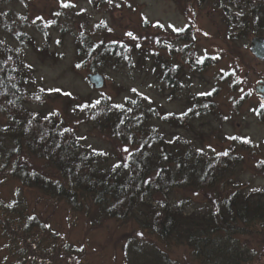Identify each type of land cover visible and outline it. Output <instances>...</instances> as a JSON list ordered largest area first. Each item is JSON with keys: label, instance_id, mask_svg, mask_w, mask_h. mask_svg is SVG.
<instances>
[{"label": "trees", "instance_id": "obj_1", "mask_svg": "<svg viewBox=\"0 0 264 264\" xmlns=\"http://www.w3.org/2000/svg\"><path fill=\"white\" fill-rule=\"evenodd\" d=\"M10 1L15 0H0V34H7L19 44L34 45L32 37L23 31L24 23L18 24L12 13L2 7ZM86 1L95 8L106 2ZM194 1L201 4L206 0ZM212 1L223 16L230 38L247 41L264 37V0ZM60 19L54 17L49 25L37 23L35 30L47 43L50 29L63 37L66 28L58 27ZM85 31L82 29L74 36L73 71L85 69L89 74H98L100 64L128 60L134 51L122 42H109L105 38L95 41ZM173 34L183 43L180 49L169 46L167 49L163 44L157 47L167 50L169 55L184 54V63L166 62L156 52L152 53L151 68L161 84L178 90L186 77L184 65L188 66L190 77H194L201 76L213 62L208 55L197 62L189 25ZM37 50L39 55L56 57L45 48ZM29 65L18 49L0 36V186L14 180L72 211H82L88 216L94 210L93 214H100L104 220L120 223L133 220L143 232L160 242L186 246L199 264H254L260 260V252L244 238L264 236V190L245 193L234 184L228 194L216 195L204 210L191 212L183 208L186 197H179L178 191L186 189L221 186L224 190L225 175L240 163V156L233 154L234 146L231 151L204 155L181 135L168 137L164 129L167 125L171 129L188 130L192 120L214 112L213 99L219 86L213 88L211 95L193 96L189 108L181 114L163 112L141 96L115 103L107 96L79 100L54 92L66 98L69 110L65 118L28 107L42 104L46 95L42 89L37 93L29 91ZM89 74L84 79L88 85ZM215 81L223 84L224 75ZM261 111L260 108L258 112ZM71 116H78V121L89 122L106 132L114 141L128 147L129 153L111 168H103L106 157L82 147L75 131L78 122H73L75 126L68 122ZM26 156L40 163L38 169L28 166ZM16 196L9 200L0 198V264L6 263L3 252L7 253L9 262L14 259L15 263L11 264H51L47 262L50 252L43 259L29 254L32 243H38L36 237L50 234L48 225L35 214H28L25 204ZM50 236L54 239L50 250H59L57 237L52 232ZM154 254L152 259L161 261L162 257Z\"/></svg>", "mask_w": 264, "mask_h": 264}, {"label": "rangeland", "instance_id": "obj_2", "mask_svg": "<svg viewBox=\"0 0 264 264\" xmlns=\"http://www.w3.org/2000/svg\"><path fill=\"white\" fill-rule=\"evenodd\" d=\"M64 2L72 6L62 7L61 0H15L2 5L4 10L12 13L18 24L24 23L23 31L34 42V45L19 44L7 34H0L30 64L29 91H45L44 102L29 105L31 110L65 117L69 110L66 98L54 94L63 92L79 100L107 96L115 103H122L127 97L141 96L163 112L181 114L189 108L193 96L202 93L206 96L217 85L220 90L213 99L214 112L192 120L188 130L171 129L167 125L164 129L168 137L181 135L194 150L204 155L231 151L234 146L233 154H238L241 160L225 175L224 190L217 186L213 189L178 191L179 197H186L183 208L189 212L204 210L216 195L228 194L234 184L245 193L264 190V168H259L264 166L261 164L264 161V109L258 112L262 103L255 92L260 83L264 84V61L255 59L249 52L251 39L245 41L229 37L223 16L214 1L206 0L198 4L194 0H113L111 4L105 2L99 8L86 0ZM117 4L120 7H116ZM57 16L61 17L58 27L64 25L66 28L65 35L61 37L60 33L50 29V41L47 43L35 26L37 23L49 25ZM188 25L193 32L192 43L197 60L208 55L213 65L201 76L194 77H190L188 66L184 65L186 77L178 90H171L161 84L154 74L152 53L157 52L169 63H184V54L169 55L167 50L157 46L163 44L167 49V46L180 49L178 47L183 43L175 39L173 28L182 30ZM82 29L95 41L105 38L109 42L129 44L134 49L128 60L100 64L101 72L97 73L104 77L100 89L91 87L84 80L90 72L72 70L75 62L74 36ZM128 32L135 38L126 35ZM37 48L55 53V59L39 55ZM221 75H224V83L217 84L215 78ZM77 117L67 118L68 122L72 126L73 122H78L75 131L84 149L106 157L103 168H111L126 157L128 147L114 141L89 122L78 121ZM243 139L250 140V143L242 142ZM24 159L29 162V167L38 169L40 166L34 158L26 156ZM15 192H18L17 196ZM18 195L26 206V212L35 214L48 225L50 231V234H43L46 237H36L38 243H32L29 254L43 259L50 252L47 262L51 264H150L147 262L152 261L156 264H199L186 246L160 242L143 232L133 220L120 223L104 220L100 214H93L94 210L90 216L82 211H72L62 203L48 200L39 191L20 186L14 180H7L0 186V198L9 200ZM91 222L94 224L91 225ZM51 232L58 239L59 250H50L54 247V244L51 245L54 240L50 238ZM244 239L260 252L261 258L254 264L263 263L264 236ZM126 244L127 248L124 247ZM154 253L162 257L161 261L152 259ZM2 255L6 256L5 264L15 263L14 259L9 262L6 252Z\"/></svg>", "mask_w": 264, "mask_h": 264}, {"label": "water", "instance_id": "obj_3", "mask_svg": "<svg viewBox=\"0 0 264 264\" xmlns=\"http://www.w3.org/2000/svg\"><path fill=\"white\" fill-rule=\"evenodd\" d=\"M249 52L259 61H264V37H253L249 42ZM87 80L95 89L102 88L104 77L100 74H89Z\"/></svg>", "mask_w": 264, "mask_h": 264}, {"label": "snow or ice", "instance_id": "obj_4", "mask_svg": "<svg viewBox=\"0 0 264 264\" xmlns=\"http://www.w3.org/2000/svg\"><path fill=\"white\" fill-rule=\"evenodd\" d=\"M90 2H91V0H90ZM106 2L109 3V4H111V3L113 2V0H106ZM61 6H62V7H70V6H72V5H70L69 3H65L64 0H61ZM116 7H120V5L117 4ZM58 14H59V13H56V15H58ZM37 19H42V18H41V17H37ZM102 23H103V22H102ZM109 31H111V29H109ZM173 31H177V32H178L179 30L173 28ZM126 35H128L129 37H133V38H135V37L133 36V34L130 33V32L126 33ZM197 62L199 63V62H201V61L198 60ZM77 67H79V65H77ZM133 91L135 92L136 90L133 89ZM65 95H70V94H69V93H65ZM201 95H205V94L202 93ZM206 95H211V93H206ZM241 99H243V97H241ZM96 103L99 104L100 101L98 100V101H96ZM261 109H264V103L261 104ZM232 139H237V138H236V137H233ZM242 142H244V143H250V140H248V139H243ZM125 151H127V149H125ZM224 155H227V153L225 152ZM261 164H264V161H262ZM115 167H119V165H116ZM125 167H127V165H125ZM9 206H11V205H9ZM138 235H142V233H138Z\"/></svg>", "mask_w": 264, "mask_h": 264}, {"label": "flooded vegetation", "instance_id": "obj_5", "mask_svg": "<svg viewBox=\"0 0 264 264\" xmlns=\"http://www.w3.org/2000/svg\"><path fill=\"white\" fill-rule=\"evenodd\" d=\"M256 94H257V99H260L261 103H264V84L260 83L256 87ZM261 108V107H260ZM263 110V109H262ZM264 111V110H263Z\"/></svg>", "mask_w": 264, "mask_h": 264}]
</instances>
